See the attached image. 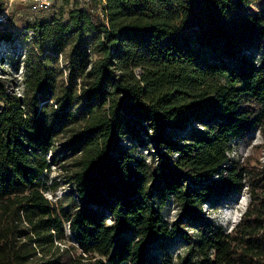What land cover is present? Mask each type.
Instances as JSON below:
<instances>
[{"label": "trees", "instance_id": "obj_1", "mask_svg": "<svg viewBox=\"0 0 264 264\" xmlns=\"http://www.w3.org/2000/svg\"><path fill=\"white\" fill-rule=\"evenodd\" d=\"M253 1H76L28 24L21 88L0 55V264H264V142L231 155L264 139V13L232 15ZM243 191L228 230L203 209ZM176 237L184 255L151 256Z\"/></svg>", "mask_w": 264, "mask_h": 264}, {"label": "rangeland", "instance_id": "obj_2", "mask_svg": "<svg viewBox=\"0 0 264 264\" xmlns=\"http://www.w3.org/2000/svg\"><path fill=\"white\" fill-rule=\"evenodd\" d=\"M4 6L0 10V32L7 31L11 33L9 41L1 44L0 55L3 57V64L10 70V77L13 79L18 88H21V83L24 77V60L27 56V51L31 48V42L34 34L27 29L28 24H32L35 20L49 19L52 15L57 14L59 8L64 10L66 16L67 10L78 2L79 5L85 6L87 0H54L50 7L46 10L32 11L31 3L33 0H3ZM68 1V3H66ZM243 13L256 16L264 13V0H255L245 10H235L233 16H238ZM257 53L254 46H250L245 50V54ZM264 139L257 130H254L247 136L239 138L234 144L232 156H246L250 153L253 145L263 143ZM125 143H127L125 141ZM258 156V154H257ZM262 157H260L261 159ZM50 178L58 180L60 186L54 192H47L46 196L56 201L57 204L67 207L70 198L68 195V186L60 181L61 177L58 169L53 168L49 174ZM247 193L245 191L235 195H230L226 198L216 199L213 202H208L203 205V209L208 212L218 224L226 230L239 219L247 203ZM176 214V206L169 202L164 208V215L168 221H172ZM187 250V245L184 241L176 237L172 240H163L154 245L151 251V256L157 261L166 259L176 260L177 256L184 255Z\"/></svg>", "mask_w": 264, "mask_h": 264}, {"label": "built area", "instance_id": "obj_3", "mask_svg": "<svg viewBox=\"0 0 264 264\" xmlns=\"http://www.w3.org/2000/svg\"><path fill=\"white\" fill-rule=\"evenodd\" d=\"M54 0H33L31 3L32 11L46 10Z\"/></svg>", "mask_w": 264, "mask_h": 264}]
</instances>
